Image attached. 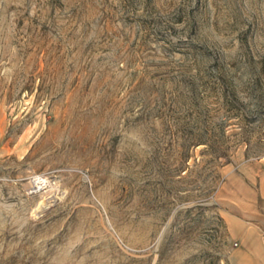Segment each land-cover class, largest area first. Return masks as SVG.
<instances>
[{"label": "rangeland", "instance_id": "rangeland-1", "mask_svg": "<svg viewBox=\"0 0 264 264\" xmlns=\"http://www.w3.org/2000/svg\"><path fill=\"white\" fill-rule=\"evenodd\" d=\"M263 174L264 0H0V264H263Z\"/></svg>", "mask_w": 264, "mask_h": 264}, {"label": "crops", "instance_id": "crops-1", "mask_svg": "<svg viewBox=\"0 0 264 264\" xmlns=\"http://www.w3.org/2000/svg\"><path fill=\"white\" fill-rule=\"evenodd\" d=\"M262 177V182H264V174L261 176ZM231 220H233V219H231ZM258 224H259V222H258ZM260 248H261V254H262V257L264 258V245L263 246H260ZM263 264H264V261H263Z\"/></svg>", "mask_w": 264, "mask_h": 264}]
</instances>
